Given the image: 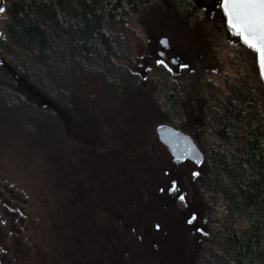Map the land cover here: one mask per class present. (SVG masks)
<instances>
[{
    "label": "trees",
    "instance_id": "16d2710c",
    "mask_svg": "<svg viewBox=\"0 0 264 264\" xmlns=\"http://www.w3.org/2000/svg\"><path fill=\"white\" fill-rule=\"evenodd\" d=\"M2 7L0 54L48 101L25 94L0 62L4 103L47 114L70 144L78 137L64 116L76 121L89 81L135 91L156 112L147 139L166 121L203 151L192 172L202 223L192 264H264V80L256 55L224 20L209 19L196 0H4ZM160 12L180 25L190 50L199 36L203 55L179 70L153 55L141 73L131 65L148 44L146 18ZM208 54L215 65L205 64Z\"/></svg>",
    "mask_w": 264,
    "mask_h": 264
},
{
    "label": "rangeland",
    "instance_id": "374dc122",
    "mask_svg": "<svg viewBox=\"0 0 264 264\" xmlns=\"http://www.w3.org/2000/svg\"><path fill=\"white\" fill-rule=\"evenodd\" d=\"M196 2L209 19L224 20L226 24L218 0ZM146 20L149 40L148 44L138 48L131 65L134 70L144 73L151 66L153 62L147 60L146 55L162 35L168 36L171 49L182 58L178 67L166 60L175 70L192 64L194 57L203 55L200 37L190 50L180 25L171 16L160 12ZM206 63L215 65L210 54L205 57ZM21 88L25 94H30L25 86ZM86 92L88 98L80 103L76 121L64 116L68 129L80 140L70 144L68 139H61V127L47 114L28 112L20 100L4 103L0 99V186L5 182L20 188L24 186L29 200L37 193V199L53 209L57 216L59 211L51 205L55 192L44 185L64 193L72 185V175L83 176L86 169L91 183L77 176L78 179L73 181L85 183L92 193L96 190L95 183L113 185V196L107 195L105 188L104 191L101 189L103 197L99 193L94 202L97 201L102 214L96 217L94 224L81 222L79 226L86 230L87 236L76 233L67 247L77 255L83 242L86 249L81 253L87 256L86 264H192V246L202 228L201 208L192 184L195 165L184 161L176 168L168 148L159 141L156 133L147 139L156 112L141 104L135 91L110 92L91 80ZM71 158L77 162H72ZM71 162L76 166L73 167ZM181 196L184 206L179 203ZM58 198L63 199L62 195ZM111 199L119 206L117 218L113 220L107 218L105 211V205H110ZM47 207L42 208L48 210ZM81 213L88 220L95 215V208L82 206ZM106 231L108 235H105ZM42 250L44 258L46 250L57 253L50 247ZM62 254L71 257L67 251ZM55 256L59 260L58 254ZM55 260L53 258L54 263ZM67 264L82 262L73 260Z\"/></svg>",
    "mask_w": 264,
    "mask_h": 264
},
{
    "label": "flooded vegetation",
    "instance_id": "af4514ba",
    "mask_svg": "<svg viewBox=\"0 0 264 264\" xmlns=\"http://www.w3.org/2000/svg\"><path fill=\"white\" fill-rule=\"evenodd\" d=\"M155 43L151 52L146 55L147 60H151L153 55L167 61H170V57L176 56L178 58V64L176 66L178 67L182 63L181 56L171 49L170 40L169 46L164 48L165 56H159L157 54V50L161 48L159 37L156 39ZM177 74H179V72H177ZM182 130L190 133L185 129ZM71 165L73 167L76 166L72 162ZM83 172V176L77 174L72 175V185H70L68 190L64 193H60V191H55L52 187L44 185L49 187L52 193L55 192L54 201L51 202V205L54 209L59 211V213L56 214L57 216L53 214V209L48 208L44 205L42 200L37 199L39 196L37 193H34L33 199L29 200L27 196L28 191L23 188L24 186L20 188L8 182L0 186V264H67L73 260H79L80 263L86 264L85 261L87 256H83L81 253L83 249H86L83 242L80 244L81 246L78 247L77 255L66 245L71 242L70 239H72V236L76 233L85 237L86 230L79 226L82 225L81 222H83V224L87 222H89V224L96 223L95 219L98 215L102 214V210L99 209L98 204L96 205L97 201L94 202V198H97L99 193L101 194L102 188L103 191L106 189L107 195L109 193L110 196H113V185L103 186L100 183H95L93 186L96 190L92 193V190L84 185L85 183L79 182L76 184L73 181L77 177L82 178V181H87L90 176H87L86 169ZM98 181L100 182L99 178ZM86 183L91 182L88 180ZM0 184H2L1 181ZM61 195L63 199L59 200L58 197ZM127 195L130 197L129 191ZM30 197H32V195ZM91 205L95 208V215L92 214L87 220L86 216L81 213V207L84 206V208L87 209ZM42 207H47L48 210H44ZM118 208V202L111 199L110 205H105L107 218L112 220L117 218ZM75 227L77 228L74 229ZM93 234L95 233L93 232ZM100 234H102V232H100ZM108 234L109 232L106 231L105 235ZM96 235H94L93 238ZM43 247L45 250L46 247L56 249L57 253L54 251L48 252L46 250L49 256L46 253L44 258L42 257V254H44L42 250ZM64 251L69 252L71 257L66 258L65 254H62ZM55 254H58L60 261ZM111 254H113L112 251ZM53 258H56V263L53 262Z\"/></svg>",
    "mask_w": 264,
    "mask_h": 264
},
{
    "label": "water",
    "instance_id": "95a60500",
    "mask_svg": "<svg viewBox=\"0 0 264 264\" xmlns=\"http://www.w3.org/2000/svg\"><path fill=\"white\" fill-rule=\"evenodd\" d=\"M4 4V0H0V7ZM226 21V18H225ZM227 25V22H226ZM228 27V25H227ZM167 41V43H163ZM159 42L161 43V48L157 50L159 56H165L164 48L169 46V38L166 35L159 37ZM0 62L2 66L12 75V77L18 82V84H23L31 94L39 97L42 101L48 102L46 96L37 90L26 78L25 76L17 71L10 63L7 62L4 55L0 54ZM170 63L173 66L178 64V58L176 56L170 57ZM258 63V61H257ZM259 71L260 66L258 63ZM262 77V76H261ZM264 80V77H262ZM156 135L161 143H163L169 150L171 155V160L174 166L179 167L182 165L184 160H189L193 164H198L203 158V151L198 145L197 141L193 136L166 122L161 121L155 125Z\"/></svg>",
    "mask_w": 264,
    "mask_h": 264
},
{
    "label": "snow or ice",
    "instance_id": "6c2138e0",
    "mask_svg": "<svg viewBox=\"0 0 264 264\" xmlns=\"http://www.w3.org/2000/svg\"><path fill=\"white\" fill-rule=\"evenodd\" d=\"M218 7L226 18L229 31L256 55L260 74L264 77V0H218ZM4 11L0 7V13Z\"/></svg>",
    "mask_w": 264,
    "mask_h": 264
}]
</instances>
